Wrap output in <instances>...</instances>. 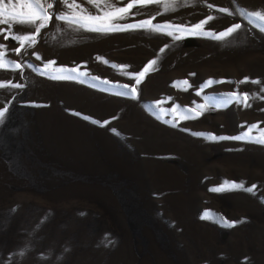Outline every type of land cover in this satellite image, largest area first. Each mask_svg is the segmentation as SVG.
I'll use <instances>...</instances> for the list:
<instances>
[{"label": "rangeland", "instance_id": "rangeland-1", "mask_svg": "<svg viewBox=\"0 0 264 264\" xmlns=\"http://www.w3.org/2000/svg\"><path fill=\"white\" fill-rule=\"evenodd\" d=\"M77 2L102 15L111 0H96L99 8ZM241 9L264 13V0H176L167 11L152 3L113 21L154 17V24L191 29L211 15L204 30L242 25L215 40L187 32L86 31L57 20L68 9L56 3L37 44L7 53L22 69H0V82L23 87L0 88V108H8L0 122V264H264V145L193 135L234 137L253 124L264 129V31ZM0 43L19 46L4 35ZM153 60L137 98L114 94L124 91L117 85L135 84L126 73ZM47 61L78 67L85 82L51 80L27 67ZM209 79L223 82L200 91ZM232 92L248 93L251 106H214ZM181 108L202 114L185 119ZM160 109L172 110L163 120L174 118L175 127L156 118ZM225 181L256 189L210 191Z\"/></svg>", "mask_w": 264, "mask_h": 264}, {"label": "snow or ice", "instance_id": "snow-or-ice-1", "mask_svg": "<svg viewBox=\"0 0 264 264\" xmlns=\"http://www.w3.org/2000/svg\"><path fill=\"white\" fill-rule=\"evenodd\" d=\"M88 3L94 4L96 8L100 7V4L96 2V0H87ZM123 3V0H111L108 4V10L103 11L102 15L93 14L83 8L82 4L78 3L77 0H52V2H45V0H0V25H7V28H0V35H4V39L14 40L18 42L19 46L15 48L9 49L6 44L0 43V69H11L14 71H18L22 69V65L19 62L6 59L7 53L9 51L15 52L17 55H20L23 52H26L27 48L34 47L37 44V37L41 34L42 29H45L49 22L52 20L53 13L50 12V9H54L56 3H60L63 7L67 8L68 11L65 12H57L55 14V18L59 21L66 22L70 25H75L78 28L84 29L86 31L97 32L102 34H107L115 31H128L135 29H144L151 30L155 32L165 33L169 36L173 35V32H187L190 35H202L215 40H222L225 37L231 35L234 32H237L241 29L242 25L240 23H235L230 25L227 29L220 33L212 32L211 30H204V25H206L209 21L213 20L214 17L211 15L206 16V18L196 25L192 26L191 29L182 25H172L170 23H166L164 25L154 24L153 18L139 21L134 24H119L114 23L113 21L127 19L129 15L135 16L137 13L131 12L133 7H141L147 6L152 3H163L165 10L167 11L170 7H172L176 0H128L125 6H115L116 3ZM9 6H12L13 9L16 7L20 8V12L16 13L15 11H9ZM209 8H212L213 5L209 4ZM220 12H225L229 15H232L228 9L220 8ZM239 14L244 16L249 24H253L255 27L259 28L261 31H264V13L261 11H245L239 10ZM107 18V20L105 19ZM19 25L21 28V32L17 33L13 31V28ZM24 28H30L31 30L28 32H23ZM171 29V31H169ZM182 37L180 35L174 36L175 40H180ZM166 47V46H165ZM163 51V49H161ZM36 59L41 60L42 57L38 53H33ZM99 59V58H98ZM108 63V61H105ZM156 63V60L150 61L139 73H126L129 75L130 79H134V85H117V87L123 88L124 91L116 92L114 94L120 96H127L130 98H137L138 89L137 86L141 84L142 79L145 77L146 73L152 69V65ZM55 61H47L44 63L43 68L35 67L33 64L28 63L27 67L32 68L34 71L38 72L41 76H46L51 80H77L80 83H84L85 81L81 79V77L85 76L86 73L80 72L79 68H67L65 66H55ZM115 67V65H113ZM127 67V66H124ZM154 70V69H153ZM194 75V74H193ZM90 79L97 80L98 83H109L107 80H100L98 77H90ZM250 78L245 77L241 83H246ZM223 81H216L213 79L207 80L202 86L200 91H203L204 88L211 86L213 83H221ZM254 84H259L260 81L252 80ZM180 84H188V81H177L174 82L173 86H177ZM12 87V88H21L22 84L19 83H11V81L0 82V88ZM102 91L106 89H101ZM264 91V88L261 89ZM200 94L199 92L197 93ZM225 98L224 105H214L215 107L225 106L227 103L231 102H239L245 107H250L249 103V94L248 93H226L220 94ZM264 99V96L260 97ZM171 99V98H169ZM159 103V102H158ZM150 107H156V105H152ZM177 108L180 106L177 105ZM197 108L202 111L205 109V105H197ZM181 112L185 113L184 118H196L197 116L202 114L201 112H195L194 109L181 108ZM8 111L7 107L0 108V122L3 121L6 112ZM172 110H158V114L156 115L157 119H161L164 123H169L173 127L176 126L174 122V118L172 120H163L164 115H169ZM195 112V115H189V113ZM77 115H79L77 113ZM84 119H90L89 117H84ZM92 123H99L101 126L107 124V121L99 122L92 120ZM253 129L258 130L259 135L253 136L251 132ZM115 132L116 130L113 129ZM119 134V133H117ZM193 135L203 136L207 139L211 140H225V139H234L240 141H247L252 143H258L264 145V129L259 128V125L253 124L249 125L247 131L243 132L240 135L234 137H225V136H215L214 134L208 133H193ZM256 189V185H252L250 187H245L243 182H228L225 181L223 185L210 189V191L222 192V191H232V190H242L247 193H252ZM204 218V217H202ZM215 219V217H214ZM221 223H228L227 221H220ZM242 222V221H239ZM239 222H231L229 226H232L235 223ZM22 254V253H21Z\"/></svg>", "mask_w": 264, "mask_h": 264}]
</instances>
